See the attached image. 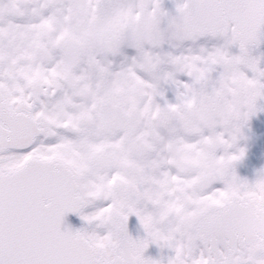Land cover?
Segmentation results:
<instances>
[{
	"label": "snow or ice",
	"instance_id": "snow-or-ice-1",
	"mask_svg": "<svg viewBox=\"0 0 264 264\" xmlns=\"http://www.w3.org/2000/svg\"><path fill=\"white\" fill-rule=\"evenodd\" d=\"M0 264H264V0H0Z\"/></svg>",
	"mask_w": 264,
	"mask_h": 264
}]
</instances>
